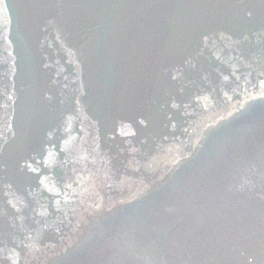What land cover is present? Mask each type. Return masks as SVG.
<instances>
[{
	"label": "water",
	"instance_id": "water-1",
	"mask_svg": "<svg viewBox=\"0 0 264 264\" xmlns=\"http://www.w3.org/2000/svg\"><path fill=\"white\" fill-rule=\"evenodd\" d=\"M0 264H264V0H0Z\"/></svg>",
	"mask_w": 264,
	"mask_h": 264
}]
</instances>
